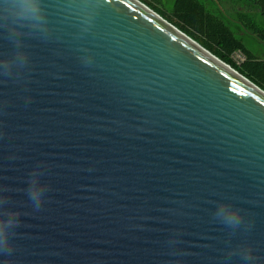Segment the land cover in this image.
<instances>
[{
  "label": "water",
  "instance_id": "water-1",
  "mask_svg": "<svg viewBox=\"0 0 264 264\" xmlns=\"http://www.w3.org/2000/svg\"><path fill=\"white\" fill-rule=\"evenodd\" d=\"M45 2L51 38L25 37L23 78L0 76V185L21 213L0 264H219L221 202L253 224L231 243L264 255V89L142 0H101L87 33L72 0Z\"/></svg>",
  "mask_w": 264,
  "mask_h": 264
},
{
  "label": "clouds",
  "instance_id": "clouds-1",
  "mask_svg": "<svg viewBox=\"0 0 264 264\" xmlns=\"http://www.w3.org/2000/svg\"><path fill=\"white\" fill-rule=\"evenodd\" d=\"M73 3L76 4L81 18V31L90 32L99 10L103 7L101 0H72V3L68 5V11L73 10ZM53 31L45 0H0V35H3L13 46L11 53H0V57H3L0 58V76L15 81L21 80L30 63L29 53L25 50L28 45L24 38L48 41ZM83 52L86 54L81 56V60L86 65H90L92 55L87 54L89 52L87 49ZM44 167L45 165L42 164L34 167L27 181L28 187L23 189L33 213L43 210L47 202L46 194L50 190V185L43 180ZM12 192L14 189L0 185V256L5 257L13 255L16 229L21 226V213L14 209L15 201L8 195ZM245 216V210L231 202L217 204L213 218L229 230V246L219 264H264V255L259 254L251 243L246 240H241L235 245L231 243V240L239 234L245 236L251 232L253 224L246 220ZM180 235L182 233L176 231L166 242L171 249L169 252L171 256L183 255L176 249V246L182 243V240L178 238ZM176 264H179L178 259Z\"/></svg>",
  "mask_w": 264,
  "mask_h": 264
},
{
  "label": "trees",
  "instance_id": "trees-1",
  "mask_svg": "<svg viewBox=\"0 0 264 264\" xmlns=\"http://www.w3.org/2000/svg\"><path fill=\"white\" fill-rule=\"evenodd\" d=\"M142 1L264 89V56L260 49L250 48L242 34L248 29L264 43V26L257 21L264 19V0H235V10H238L235 19L240 20L235 25L229 16L209 8L204 0ZM157 2L167 3L171 12L158 7ZM237 48L248 57L242 65L236 64L230 55Z\"/></svg>",
  "mask_w": 264,
  "mask_h": 264
},
{
  "label": "flooded vegetation",
  "instance_id": "flooded-vegetation-1",
  "mask_svg": "<svg viewBox=\"0 0 264 264\" xmlns=\"http://www.w3.org/2000/svg\"><path fill=\"white\" fill-rule=\"evenodd\" d=\"M206 2V5L212 9H219L221 12L225 13L227 16H229L231 19V22L233 25H235V23H239L240 20L239 19H235V0H226V4L224 5V3L222 4V1L220 0H204ZM215 5V7H213L212 5ZM260 42L261 40L258 39ZM262 43V42H261ZM263 45L261 46L260 50L262 55L264 56V43H262Z\"/></svg>",
  "mask_w": 264,
  "mask_h": 264
},
{
  "label": "rangeland",
  "instance_id": "rangeland-1",
  "mask_svg": "<svg viewBox=\"0 0 264 264\" xmlns=\"http://www.w3.org/2000/svg\"><path fill=\"white\" fill-rule=\"evenodd\" d=\"M221 1H222V4L223 3H224V5L226 4V2H225L226 0H221ZM156 5L158 7H160L161 9H163V10H166L168 12L170 11L169 10L170 9V6H168L167 3H158L157 2ZM212 6L215 7L214 4ZM237 13H238V10H235V15H234L235 18L238 16ZM257 21H258V23H259L260 26H264V19H257ZM246 31H245V37H246V40H247V45L250 48L254 49V50L260 49L261 48V42L258 40V38L254 34H252V32L250 30L247 29Z\"/></svg>",
  "mask_w": 264,
  "mask_h": 264
},
{
  "label": "built area",
  "instance_id": "built-area-1",
  "mask_svg": "<svg viewBox=\"0 0 264 264\" xmlns=\"http://www.w3.org/2000/svg\"><path fill=\"white\" fill-rule=\"evenodd\" d=\"M230 55L233 61L238 65H242L248 59L247 54L240 48L233 50Z\"/></svg>",
  "mask_w": 264,
  "mask_h": 264
},
{
  "label": "crops",
  "instance_id": "crops-1",
  "mask_svg": "<svg viewBox=\"0 0 264 264\" xmlns=\"http://www.w3.org/2000/svg\"><path fill=\"white\" fill-rule=\"evenodd\" d=\"M246 30H247V29H246ZM246 30H243V31H242V34H243V35H245V31H246ZM246 32H247V31H246Z\"/></svg>",
  "mask_w": 264,
  "mask_h": 264
}]
</instances>
